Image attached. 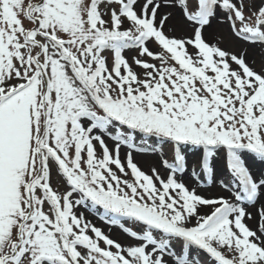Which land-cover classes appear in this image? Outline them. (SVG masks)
I'll use <instances>...</instances> for the list:
<instances>
[{"label":"snow or ice","instance_id":"6c2138e0","mask_svg":"<svg viewBox=\"0 0 264 264\" xmlns=\"http://www.w3.org/2000/svg\"><path fill=\"white\" fill-rule=\"evenodd\" d=\"M257 161L264 0H0V264H264Z\"/></svg>","mask_w":264,"mask_h":264},{"label":"rangeland","instance_id":"374dc122","mask_svg":"<svg viewBox=\"0 0 264 264\" xmlns=\"http://www.w3.org/2000/svg\"><path fill=\"white\" fill-rule=\"evenodd\" d=\"M109 146L111 147V142H109ZM125 150L122 149V155L123 152ZM150 156H142L139 154L134 153V160L135 162L138 163V165L142 168V170H144L145 172H148L150 167L153 165V162L150 161ZM264 163H260L259 164V168H260V173L264 172L263 169ZM102 210H98L97 213L95 214H88L86 213V215H88V218L94 223L96 224V226L101 227L106 233L111 232L112 237L115 239L120 240L121 242H124L125 237L120 233V230L116 227H112L110 228L106 223H104L102 220L99 219V213Z\"/></svg>","mask_w":264,"mask_h":264},{"label":"bare ground","instance_id":"6f19581e","mask_svg":"<svg viewBox=\"0 0 264 264\" xmlns=\"http://www.w3.org/2000/svg\"><path fill=\"white\" fill-rule=\"evenodd\" d=\"M150 161L151 162H153V158L151 157L150 158ZM259 164H260V162H256L254 165H253V173H254V175H259L260 174V168H259ZM263 169H264V166H263Z\"/></svg>","mask_w":264,"mask_h":264}]
</instances>
